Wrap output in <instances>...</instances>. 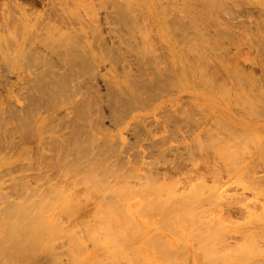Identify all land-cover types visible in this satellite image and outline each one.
Segmentation results:
<instances>
[{
  "label": "rangeland",
  "instance_id": "obj_1",
  "mask_svg": "<svg viewBox=\"0 0 264 264\" xmlns=\"http://www.w3.org/2000/svg\"><path fill=\"white\" fill-rule=\"evenodd\" d=\"M133 1L0 0V264H18L10 235L44 205L38 213L54 215L64 235L54 233L52 249L37 243L19 264H201L193 222L160 216L146 186L170 183L163 194L192 204L199 178L197 224L228 230L214 240L220 254L257 249L233 254L247 258L234 264H264V0H145L151 11ZM156 18L181 48V65H172ZM223 113L238 125H220ZM219 148L233 153V169ZM123 186L130 193L116 196ZM212 191L224 201L212 204ZM112 202L128 217L102 216Z\"/></svg>",
  "mask_w": 264,
  "mask_h": 264
},
{
  "label": "bare ground",
  "instance_id": "obj_2",
  "mask_svg": "<svg viewBox=\"0 0 264 264\" xmlns=\"http://www.w3.org/2000/svg\"><path fill=\"white\" fill-rule=\"evenodd\" d=\"M122 1V3L124 4V5H130V4H126L127 2H128V0H121ZM137 1V0H136ZM135 2V0L133 1V3L132 4H135L134 3ZM146 2L147 1H145V0H138V2H136V3H138V4H140L141 6H143V8L145 7V9H146V11H151V9L148 7V4H146ZM129 3H131L130 1H129ZM149 3V2H148ZM132 4H131V6H132ZM151 4V3H150ZM86 5V4H85ZM150 6H152V5H150ZM155 6V5H154ZM82 7V6H81ZM127 7H130V6H127ZM133 7V6H132ZM156 8V7H155ZM148 9V10H147ZM123 10V9H122ZM162 11V10H161ZM146 13V12H145ZM148 13V12H147ZM146 13V14H147ZM149 14V13H148ZM151 16V15H150ZM157 20H155V19H153V20H155V21H157L158 22V25H157V27H159V28H157V29H159V32H160V37L162 38V40L167 44V42H170L171 43V41H172V39H170V37H172V36H170V35H168V34H170V33H168L167 31H169V28L167 29V26L166 25H164V23L162 22L163 21V19H162V21H161V19H159V18H156ZM146 30V28L144 29V31ZM148 30V29H147ZM175 31V30H174ZM144 33H146V32H144ZM149 33V32H148ZM143 34V33H142ZM144 35V34H143ZM147 35V34H146ZM146 35H145V37H146ZM61 37H62V35H60ZM59 37V36H58ZM144 37V38H145ZM60 38V37H59ZM147 38V37H146ZM56 40V39H55ZM59 40V39H58ZM145 41H146V39L144 40V45L145 44H147L148 45V43H145ZM174 41V40H173ZM51 42V41H50ZM54 42V41H53ZM53 42H51V43H53ZM56 42V41H55ZM50 43V44H51ZM61 43V42H60ZM58 44V43H57ZM62 44V43H61ZM169 44V43H168ZM167 44V45H168ZM46 45V44H45ZM63 45H64V43H63ZM63 45H58L60 48H58V49H61V46H63ZM143 45V46H144ZM149 45H151V44H149ZM148 45V46H149ZM164 45V44H163ZM170 45H172V43L170 44ZM194 45H197V43H195ZM47 46V45H46ZM146 46V45H145ZM173 46V47H172ZM171 46V48H173V51H171V53H173V55L172 54H170V55H172V56H174L173 57V60H171V63H172V61H173V66H179V65H181L182 64V54H181V51L179 50V48H178V46H177V44L175 43V44H173ZM68 47L69 46H67L66 48H67V50H69L68 49ZM166 47V46H165ZM54 48V47H53ZM63 49H64V46L62 47ZM149 48V47H148ZM148 48H147V46H146V49L148 50ZM151 48H152V46H151ZM55 49H57V47L55 48ZM142 49H144V47L142 48ZM181 49V48H180ZM149 50H150V48H149ZM146 50H144V52H145ZM151 51V50H150ZM67 52V51H66ZM65 52V53H66ZM183 52V51H182ZM145 53H149L150 54V52H145ZM148 54V55H149ZM56 55V54H55ZM59 56H60V54H59ZM63 56V55H62ZM172 59V58H171ZM191 68V67H190ZM193 69V68H192ZM49 72L51 71V70H48ZM47 71V72H48ZM189 72V71H188ZM43 73H44V71H43ZM49 74V73H48ZM47 75V74H46ZM196 75V74H195ZM41 77V76H40ZM39 77V78H40ZM44 77H46V76H44ZM49 77V76H48ZM41 78H43V75H42V77ZM65 78V77H64ZM63 78V79H64ZM44 79V78H43ZM45 80V79H44ZM66 80V79H65ZM64 80V81H65ZM192 79L190 78V75L188 74V73H186V82H188L189 84H191L192 83V81H191ZM200 81H202V80H200ZM35 82V81H34ZM205 82H207V80L206 81H202V83L205 85L206 83ZM53 83V82H52ZM211 83V82H210ZM209 83V84H210ZM36 84H37V82H36ZM44 84V83H43ZM47 84H49V82L47 83ZM193 84V83H192ZM208 84V85H209ZM38 86V85H37ZM53 86V85H52ZM64 86V85H63ZM47 87V86H46ZM62 87V86H61ZM127 87V86H126ZM34 88V87H33ZM41 88H43V89H45V87H41ZM51 88H53V89H55L56 87H51ZM59 88V87H58ZM39 89H40V87H39ZM47 89V88H46ZM60 89V88H59ZM124 89H126L125 87H124ZM129 89V88H128ZM34 90H36L35 88H34ZM41 90V89H40ZM40 90H38L40 93H42ZM48 90H50V89H48ZM62 90V89H61ZM122 90V89H121ZM43 91V90H42ZM126 91V90H125ZM129 91V90H128ZM35 92V91H34ZM37 92V91H36ZM38 92V93H39ZM56 92H57V90H56ZM61 93V91H58V93ZM263 92H264V90H263ZM39 93V97H40V94ZM43 93H45V92H43ZM42 93V94H43ZM53 93H55V92H53ZM52 93V94H53ZM58 93L56 94V95H58ZM228 93V92H227ZM52 94H50V95H52ZM225 94H226V92H225ZM60 95V94H59ZM230 95V94H229ZM37 96H38V94H37ZM46 96H47V94H46ZM52 96H54V95H52ZM231 96V95H230ZM237 96V95H236ZM236 96H234V99L236 98ZM39 97H37L38 98V101H39ZM41 97H42V95H41ZM55 98V97H54ZM238 98V97H237ZM264 98V97H263ZM44 99H46L45 98V95H44ZM56 99V98H55ZM69 99H70V97H69ZM72 99V98H71ZM233 99V101H235ZM68 100V99H67ZM52 101V100H51ZM48 102V101H47ZM53 102V101H52ZM210 102V105H211V107H214L213 105H216L214 102H211V101H209ZM40 104H41V102H40ZM44 104V103H43ZM49 104H50V102H49ZM45 105V104H44ZM51 105V104H50ZM218 116V115H217ZM216 116V117H217ZM238 117V116H237ZM216 119V118H215ZM218 119V118H217ZM245 120H246V118H244ZM244 120V126L245 125H247L243 130L245 131V133L247 132H250L251 130H253V129H251V127L252 126H250L251 124H249L250 122L249 121H245ZM250 120V119H249ZM217 122H219V124L220 125H226L227 123H231V124H234V125H238V124H236L235 123V121H234V119H233V117H232V115H230V114H226V113H223V114H221L220 116H219V119H218V121ZM237 123H240L239 121H237ZM264 125V124H263ZM41 131V130H40ZM41 133V132H40ZM261 145H264V140H263V142H262V144ZM216 149H217V146L215 147ZM220 149V148H219ZM88 151V150H87ZM216 151V150H215ZM220 151V153H222V154H220L219 152L217 153V154H220L221 156H222V159L224 158L226 161H228V163H229V165H230V167H231V165H233L234 163V157H233V153H227V151L226 150H224L223 148L222 149H220L219 150ZM221 156H219V157H221ZM98 163V162H97ZM69 164V163H68ZM73 163H71V164H69L70 166L72 165ZM93 164V163H92ZM91 164V165H92ZM99 164V163H98ZM101 164V163H100ZM68 165V166H69ZM74 165V164H73ZM95 165V164H94ZM107 165V164H106ZM75 166V165H74ZM99 166V165H98ZM92 167V166H91ZM91 167H90V169H91ZM95 166H93V168H94ZM100 167H101V165H100ZM100 167H98V168H100ZM104 167V166H103ZM102 167V168H103ZM108 167V166H107ZM72 168V167H71ZM75 167H73V169H74ZM89 168V167H88ZM232 168V167H231ZM70 169V168H69ZM72 169V170H73ZM104 169V168H103ZM106 169V168H105ZM108 169H110V168H107V170ZM114 169V168H113ZM112 169V170H113ZM233 169V168H232ZM97 171V169H94V171ZM100 170H102L101 168H100ZM231 170V169H230ZM90 171H92V169L90 170ZM232 171V170H231ZM87 172H89L88 170H87ZM93 173V172H92ZM85 174H87V173H85ZM89 174L91 175V172H89ZM95 176H96V174H95ZM87 177V176H86ZM85 177V178H86ZM89 177V176H88ZM91 177H92V175H91ZM91 177H89L88 179H90ZM97 177V176H96ZM97 181H98V178H95ZM203 179V178H202ZM91 180V179H90ZM95 180V181H96ZM125 180V179H124ZM126 180H127V178H126ZM197 180H201L200 178L199 179H197ZM196 180V181H197ZM91 181H93V180H91ZM94 181V183H96ZM102 181H103V179H102ZM149 181H150V179H149ZM149 181H146V183L147 182H149ZM152 181H153V179H152ZM160 181V180H159ZM199 181L196 183V184H198L199 185ZM101 181H99V182H97L96 184H94L93 183V185H96V186H99L101 183H100ZM104 182H105V180H104ZM124 182V181H123ZM122 182V183H123ZM151 182V181H150ZM159 185H157L156 183L155 184H153V183H148V185H146L147 187H149L150 189H152V191H153V197L155 198V199H157L156 201H158L159 202V204L161 205V207H153V209L156 211V212H158L159 211V214H160V216H162V217H164V218H171V219H174V220H176L178 223L180 222V221H182V222H185V221H188V220H191L192 222H193V229H192V231L189 233L191 236H192V238H193V240H194V243H195V245H198V247H197V251H198V248H199V252L202 254V258H203V262L201 263V264H216V263H218V264H234V262H237V261H235V260H237V259H239V258H241V257H243V255L241 254H238L239 255V257L238 258H234V256H233V254H237V253H240V251H244V255H246V254H248V253H245L246 251L248 252L249 251V249H246V251H245V249L244 250H238V248H237V250L238 251H235L236 253H234L233 252V254L231 255V253L229 254L228 252H229V250H228V254H226V255H224V250L225 249H221L222 251H224V252H222L223 254H220V250L218 249V247H219V245L220 244H222L221 243V241L220 240H218V241H220V244L219 243H217L218 245H216V244H214V240H215V243L217 242V239L218 238H220V237H222V238H224L225 239V237H223V235H224V233L226 234H228V232H226V231H228V230H225V232H224V230H221V229H215L216 227H213V224L212 223H208L209 225H207L206 226V228H202V226H200V225H198L197 223H198V221L200 220V215H201V213H198L201 209L200 208H197V207H199L198 205L200 204V201H202L203 199H204V195H202V192H203V190L205 191V188H204V186L206 185H202V184H200L199 186H197L196 184L193 186V188H192V190H191V192H190V196H191V200H192V204H188L187 202H186V200H185V197L184 196H182V195H176L175 193V191H173V192H169L168 194H167V196L165 195V194H163L164 192L162 191L163 189H165L164 187H166L167 186V184L169 185L170 183H163L162 184V182H158V181H156ZM201 182H202V180H201ZM92 183V182H91ZM99 183V184H98ZM121 183V184H122ZM126 183H128V182H126ZM125 183V184H126ZM145 183V184H146ZM195 183V182H194ZM203 183V182H202ZM104 184V183H103ZM103 184H101L102 186H99L98 188H108V187H106V185H107V183L106 184H104V186H103ZM166 184V185H165ZM193 184V183H192ZM192 184H191V186H192ZM93 185H92V189H93ZM119 185V184H118ZM162 185V186H161ZM163 185H164V187H163ZM170 186V185H169ZM196 186V187H195ZM95 187V186H94ZM124 187V186H123ZM213 186H211V188H212ZM95 188H97V187H95ZM167 188V187H166ZM204 188V189H203ZM18 189V188H17ZM25 189V188H24ZM122 189V188H121ZM169 189V188H168ZM213 189V188H212ZM19 190V189H18ZM96 191H97V189H95ZM104 190V189H103ZM120 187H119V189H118V191H115L116 192V196H118V195H120V192H122L123 190H124V192L122 193V194H124V193H130V191H129V189L128 188H126L125 189V187L122 189V190H120ZM209 190H210V188H209ZM209 190L207 189V191L209 192ZM99 191V190H98ZM97 191V192H98ZM100 191H102V190H100ZM170 191V190H169ZM29 192V191H28ZM214 191H212L211 192V194L213 195L214 194V197H212L213 199H210L211 201H212V204L215 202H217V201H219L220 200V198H221V200H223L224 198L221 196V194L220 193H213ZM216 192V191H215ZM16 193V192H15ZM206 193V192H205ZM204 193V194H205ZM4 194V193H3ZM20 194V193H19ZM29 194V193H28ZM28 194H27V198L29 197V196H31V195H29L28 196ZM32 194V193H31ZM36 194V193H35ZM101 194H102V192H101ZM216 194V195H215ZM15 195V194H14ZM17 195V194H16ZM34 195V194H33ZM39 195H41V194H39ZM206 195V194H205ZM211 195V196H212ZM4 196V195H3ZM8 196V195H7ZM6 195H5V197H7ZM10 196V195H9ZM163 196H165V198L163 197ZM178 196H181V197H178ZM210 196V197H211ZM19 197H20V195H19ZM39 197V196H38ZM43 197H44V199H45V197H46V195H43ZM43 197H41V198H43ZM62 197V196H61ZM209 197V198H210ZM2 198V197H1ZM26 197H24V199H25ZM41 198H39V199H41ZM208 198V197H207ZM223 198V199H222ZM5 199V198H4ZM7 199V198H6ZM9 199V198H8ZM7 199V200H8ZM31 199V198H30ZM1 200V199H0ZM26 200V199H25ZM28 200H29V198H28ZM63 200H65V199H63ZM207 200H209V199H207ZM209 200V201H210ZM41 201V200H40ZM58 201V200H57ZM62 201V200H61ZM75 201V200H74ZM224 201V200H223ZM1 202V201H0ZM6 202V201H5ZM11 202H12V200H11ZM13 202H15L16 204H17V201H13ZM19 202H20V200H19ZM24 202V201H23ZM50 202V201H49ZM62 202H64V201H62ZM2 203V202H1ZM7 203V202H6ZM8 203H9V200H8ZM8 203H7V205H8ZM30 203V202H29ZM42 203H44V202H42ZM51 203V202H50ZM61 203V202H60ZM72 203H74L75 204V202H73L72 201ZM117 203V202H116ZM115 202H112V204H109V205H105L104 203L102 204L103 206H102V208H100L101 210L102 209H105V208H107L108 207V209H106V210H104L103 212L102 211H100V209L98 210V212L99 213H101L102 212V216H105V217H117V216H121V215H123V212L122 211H118V209H119V206H118V203L116 204ZM211 203V202H210ZM220 203V202H219ZM48 204V203H47ZM52 204H54V203H52ZM66 204H68V203H65V205ZM74 204H73V206H74ZM9 205H10V203H9ZM13 205H15V204H13ZM18 205H21V204H18ZM25 205V204H24ZM38 205V204H37ZM40 205V204H39ZM64 205V204H63ZM64 205V206H65ZM71 205V204H70ZM208 205H210V204H208ZM218 205H223V202H222V204H218ZM27 206H30L29 204L27 205ZM33 206V205H32ZM42 206V205H41ZM40 206V207H41ZM46 205H44L43 206V208L45 207ZM73 206H71V207H73ZM214 206V205H213ZM216 206V205H215ZM13 207V206H12ZM16 207V206H15ZM19 207V206H18ZM47 207H49L50 208V205L48 206L47 205ZM70 207V206H69ZM71 207L70 208H68V209H66V210H64V212L65 211H67L66 212V214L67 213H69L70 215L69 216H71V214L72 213H75L76 214V211L75 210H73V209H76L77 207H74L73 209H71ZM101 207V206H100ZM210 207V206H209ZM217 207H219V206H217ZM221 207V206H220ZM2 208V207H1ZM8 208V207H7ZM10 208H11V206H10ZM28 208V207H27ZM35 208V207H34ZM37 208H39V207H37ZM42 208V209H43ZM52 208V207H51ZM65 208V207H64ZM19 209H21V208H19ZM42 209H38L39 211H42ZM53 209V208H52ZM55 209V208H54ZM200 209V210H199ZM208 209V208H207ZM215 209V208H214ZM1 210V209H0ZM25 210V209H24ZM35 211V212H37L36 214L34 213V214H32L33 212H28L29 213V217H27V216H25V214H24V216L25 217H27L26 219L24 218V217H21V219L22 218H24L25 219V222L23 221V220H20V219H18V221H17V223L15 224V229H14V231H12V233H11V235H10V240H9V242L11 241V243L13 242L16 246H18V247H16L15 249V251H16V255H15V257H16V262L18 261V264L20 263L19 261L21 260V259H23V258H25V256H29V255H32V254H34V253H36V252H34V251H36V247H37V245L38 244H42L46 249L48 248V249H52V240H53V238L55 237V234L54 233H59L60 232V234L61 235H64V231L63 232H61L58 228V224H56V221H55V218H54V215L52 216V215H50V214H46V212L44 213H38L39 211ZM72 210H73V212H72ZM197 210H199V211H197ZM209 210V209H208ZM218 210V209H217ZM4 211V210H3ZM6 211V210H5ZM8 211V210H7ZM32 211V210H31ZM47 211H49V209L47 210ZM51 211V210H50ZM213 211V210H212ZM212 211L210 210L209 212H211L212 213ZM1 212V211H0ZM10 212V211H9ZM17 212H20V211H18L17 210ZM72 212V213H71ZM15 213V212H14ZM210 213V214H211ZM213 213L215 214V211H213ZM213 213H212V216H213ZM11 214V213H10ZM65 214V215H66ZM74 214V215H75ZM128 213H126V214H124L123 216L124 217H128V215H127ZM3 215H4V213H3ZM3 215H1V216H3ZM9 215V214H8ZM59 215V214H58ZM73 215V214H72ZM73 215V216H74ZM100 215V214H99ZM202 215H203V213H202ZM5 216V215H4ZM57 216V215H56ZM209 216V215H208ZM212 216L210 215V217L212 218ZM215 216H217V214L215 215ZM9 217H10V215H9ZM13 217V215H11V217H10V221L14 218H12ZM5 218V217H4ZM12 218V219H11ZM17 218H20V217H17ZM201 218H202V216H201ZM254 218H256V217H254ZM254 218H251V220L253 219V221H256V220H254ZM0 219H2V217L0 218ZM57 219V218H56ZM213 219V218H212ZM217 219V218H216ZM215 219V220H216ZM5 221H7V220H2V223L1 224H3V222H5ZM21 221V222H20ZM23 221V222H22ZM213 221V220H212ZM252 221V222H253ZM1 222V221H0ZM258 222V221H257ZM262 221L260 220V223H261ZM7 223H9V222H7ZM256 223V222H255ZM262 223H264V220H263V222ZM212 224V225H211ZM216 223H214V225H215ZM218 224V223H217ZM222 224V223H221ZM250 224H252V223H250ZM220 224H218V226H219ZM249 225V224H248ZM253 225V224H252ZM1 226V225H0ZM10 227H11V225H9ZM13 226H14V224H13ZM216 226V225H215ZM255 226V225H254ZM5 227V226H4ZM222 227H224V226H222ZM13 228V227H12ZM11 228V229H12ZM220 228V227H219ZM225 228V227H224ZM58 230V231H57ZM6 231V230H5ZM4 231V232H5ZM10 232V231H9ZM246 232V231H245ZM251 232H252V230H251ZM244 233V232H243ZM256 233V232H255ZM2 234H3V232H2V228L0 227V237L2 236ZM6 234H8L7 232H6ZM54 234V235H53ZM68 234V233H67ZM106 234H108V235H110V236H112V237H115L116 236V234L112 231V230H108L107 231V233ZM253 232H252V234L250 233H248V235H246V236H248L247 238H249V237H251V238H249V240L251 241V239H255V235L253 236ZM256 234H258V233H256ZM4 235V234H3ZM24 235H26V240H27V236L28 237H30L31 238V242H29L28 244L26 243V245H24L23 243H22V239H20V237H23ZM251 235V236H250ZM5 236V235H4ZM225 236V235H224ZM257 236V235H256ZM6 237V236H5ZM261 236L259 235V238H260ZM263 237V236H262ZM30 238H28V240L30 239ZM221 238V239H222ZM244 238H246V237H244ZM243 238V239H244ZM1 239V238H0ZM7 239V238H6ZM24 239V240H25ZM223 239V240H224ZM253 239V240H254ZM248 240V239H247ZM253 240H252V243H253ZM258 240V239H257ZM255 241H256V239H255ZM254 241V242H255ZM25 242V241H24ZM223 242V241H222ZM245 242V241H244ZM244 242H242V244L244 243ZM248 242V241H247ZM257 242V241H256ZM3 243V242H2ZM10 243V244H11ZM38 243V244H37ZM250 244H251V242H249ZM33 244H35L34 246H32ZM98 244H101L100 242L98 243ZM241 244V245H242ZM246 244V243H245ZM248 244V243H247ZM246 244V245H247ZM3 245H4V243H3ZM7 245V244H6ZM77 245H78V242H77ZM80 245V244H79ZM225 245V244H224ZM240 245V246H241ZM244 245V244H243ZM253 244H251L250 246H252ZM254 245H256V244H254ZM162 246L164 247V248H171L170 247V244H168V243H166V242H163L162 243ZM226 246V245H225ZM250 246H247V247H249L250 248ZM26 247V248H25ZM32 247H34V248H32ZM196 247V246H195ZM242 247V246H241ZM241 247H239V248H241ZM254 248H255V246H253ZM13 248V247H12ZM25 248V249H24ZM39 248V247H38ZM37 248V249H38ZM226 248V247H225ZM230 248V247H229ZM9 249V248H8ZM24 249V250H23ZM233 248H231V250H232ZM235 249V248H234ZM242 249V248H241ZM251 249V248H250ZM7 250V249H6ZM11 250H13V249H11ZM39 250V249H38ZM110 250H112V249H109V251ZM227 250V249H226ZM252 250V251H251ZM250 251H249V253H250V255L252 254V252L254 251V253L255 252H257L256 250V248H255V250L254 249H251ZM3 251V250H2ZM106 251V250H105ZM220 251V252H219ZM49 252H50V250H49ZM107 252H108V250H107ZM13 253H14V251H13ZM253 253V254H254ZM5 254V253H4ZM11 254V253H10ZM38 255H39V253H38ZM220 255H224L223 257H220ZM2 256V255H1ZM10 256V255H9ZM233 256V257H232ZM241 256V257H240ZM5 257V256H4ZM237 257V256H236ZM2 258H3V256H2ZM1 258V259H2ZM12 258V257H11ZM28 258V257H27ZM219 258H222V260H220ZM244 258V257H243ZM241 259V260H243L244 261V259H245V261H246V259L247 258H244V259ZM10 259V258H9ZM12 259H14V258H12ZM12 259L11 260H9V261H12ZM26 259V258H25ZM33 258H31L30 259V261L32 260ZM38 259V258H37ZM40 259V258H39ZM53 259V258H52ZM56 259V261H58L57 260V258H55ZM72 259V258H71ZM94 259V258H93ZM219 259V260H218ZM6 260H7V257H6ZM47 260H49V259H47ZM73 260V259H72ZM79 260V259H78ZM218 260V261H217ZM24 260H22V262H23ZM27 260H25V262H26ZM35 261V260H34ZM54 261V260H53ZM74 261V260H73ZM222 262V263H219V262ZM243 261H240L239 262V264H245L246 262H243ZM6 262V261H5ZM25 262H23V263H25ZM2 263V262H1ZM22 263V264H23ZM32 263V262H31ZM30 263V264H31ZM58 263V262H57ZM74 263H76V262H74ZM80 263V262H79ZM82 263V262H81ZM6 264V263H5ZM76 264H78V263H76ZM236 264V263H235ZM248 264V263H247Z\"/></svg>",
  "mask_w": 264,
  "mask_h": 264
}]
</instances>
